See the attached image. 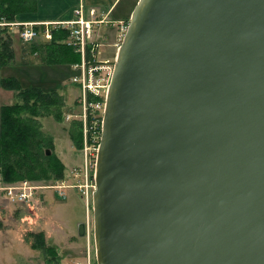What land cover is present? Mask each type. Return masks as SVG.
I'll return each instance as SVG.
<instances>
[{
	"label": "water",
	"instance_id": "95a60500",
	"mask_svg": "<svg viewBox=\"0 0 264 264\" xmlns=\"http://www.w3.org/2000/svg\"><path fill=\"white\" fill-rule=\"evenodd\" d=\"M95 183L97 264H264V0L138 2Z\"/></svg>",
	"mask_w": 264,
	"mask_h": 264
},
{
	"label": "rangeland",
	"instance_id": "374dc122",
	"mask_svg": "<svg viewBox=\"0 0 264 264\" xmlns=\"http://www.w3.org/2000/svg\"><path fill=\"white\" fill-rule=\"evenodd\" d=\"M115 1L72 0L66 10V12L74 11L83 2L88 15L91 10L95 9L96 18L106 20L105 23L94 27V40L100 46L98 57L101 61L100 64H103H99V73L94 78L96 85L99 86L98 89L88 92H85L82 84L76 79L82 73L81 65L83 62V56L76 49V46H69L66 42L81 57L79 63L72 61V58L66 55L64 62H59L57 65H46L41 55L32 53L31 45H37L39 42L50 43L51 40L39 38L37 41L28 43L21 37L20 32L23 28L0 26V28H8V34L13 40L14 66H7V68H13L23 63L34 66V68L22 66L16 69L8 68L7 70L11 71H7V73L19 75L22 81L18 80L24 89L42 85L44 88H41L42 90L58 91L61 96V99L59 97L54 99L55 105L45 107L40 106L36 98L24 105L21 102V105L28 106V109L25 107L22 113L16 116L26 120L27 125L40 130L41 135L47 140L44 149L47 152H52L51 154L60 160L64 170L62 180H54L57 172L41 167L35 168L34 174H25L26 172L23 171L18 174L20 175L18 178L16 177L10 182H4L2 179L4 188L19 185L21 182H28L34 186L33 190H37L39 193L35 195L37 204H32L28 208L22 205H20L21 207L13 205L7 197H4L6 202L3 204L5 206L1 204L4 210L1 221L5 220L8 228L22 230L26 240L32 245L35 242L32 234H41L45 246L56 249L65 260L71 259L75 264L77 262L97 264L93 229V198H89L88 187L75 188V185L83 183L82 185L90 186L92 180H95V162L97 148L102 136L100 129L102 128L107 95L105 90L111 81L118 48L123 41H121L120 36V34L123 35V26L129 24L136 4L140 0H119L109 14V7ZM36 14L25 15L33 16ZM44 27L46 28L45 25ZM44 27L38 26L36 29L43 31ZM64 49L65 53L69 50L66 47ZM38 65L41 68L37 69L36 66ZM15 93L18 95V92ZM18 101L20 102L17 98V102L14 103L15 106ZM34 110L37 111V115L33 114ZM57 113L59 115H56ZM38 141H40V137L37 138L36 142ZM0 193L5 194L3 191ZM9 205L12 206L11 215H7L8 211L5 209L6 206L10 207ZM81 224L87 226L85 237L79 236ZM16 235L15 231L10 232V240H13ZM16 247L18 248V246ZM30 249H33V246ZM36 251L38 253L33 260L29 262L27 259L20 260L18 264H55L56 258L53 259V255L41 250ZM20 252L24 256H29L32 253L28 247L25 251Z\"/></svg>",
	"mask_w": 264,
	"mask_h": 264
},
{
	"label": "trees",
	"instance_id": "16d2710c",
	"mask_svg": "<svg viewBox=\"0 0 264 264\" xmlns=\"http://www.w3.org/2000/svg\"><path fill=\"white\" fill-rule=\"evenodd\" d=\"M39 1L0 0V19L2 22L10 24L15 23L21 15L37 13ZM69 36V30L55 29L53 30L51 42L33 44L31 46L32 53L41 55L46 65H57L59 62H64L66 55H69L72 61L79 63L81 57L66 44ZM64 47L69 49L66 53ZM14 61L13 40L8 34V28H0V67L11 66ZM1 86L5 90L18 92L17 98L20 100L16 106H7L1 109V178L4 182H10L16 177L18 178L20 176L18 174L23 171L26 172L25 174H34L35 168L41 167L57 172L54 180H62L64 178L63 166L55 155L47 156V151L44 149V144L47 142L46 138L41 135L39 129L27 125L26 120L16 116L22 113L25 107L28 109V106L22 105L34 98L38 100L40 106L55 105L54 99L58 97L61 99L59 92H48L38 87L24 89L17 78L3 79ZM21 102L23 103L22 105ZM33 114L37 115V111L34 110ZM56 115H59V113ZM38 137H40V141L36 142ZM2 228L3 223L0 221V229ZM32 237L35 241L32 245L33 249L44 251L47 254L50 253L53 255V259L56 258L57 262L55 261V264H57L60 258L59 252L54 248L45 246L44 238L41 234H32Z\"/></svg>",
	"mask_w": 264,
	"mask_h": 264
},
{
	"label": "built area",
	"instance_id": "2783aa9c",
	"mask_svg": "<svg viewBox=\"0 0 264 264\" xmlns=\"http://www.w3.org/2000/svg\"><path fill=\"white\" fill-rule=\"evenodd\" d=\"M96 10L90 11L88 15L82 2L79 7L74 11V19L71 21H57V22H48V23H23V22H15V23H2V26H12V27H21L23 28L21 33V37L25 42L32 43L39 38H44L48 41L52 40V32L57 29H66L70 31V36L67 39V44L69 46H76V49L82 54L83 62H82V73L76 77L78 82H80L85 90V92L92 91L98 89L99 86L95 83V76L99 73V64L101 61L98 57V49L99 44H97L94 40L95 31L94 27L96 25H101L105 23L106 20H99L96 18ZM96 15V16H95ZM46 26V28L44 27ZM43 26V31H39L36 27ZM53 26V28H51ZM128 24H124L123 26V35L121 36V41L124 38V35L127 31ZM119 36V37H120ZM119 39V38H118ZM99 61V62H98ZM109 63V62H108ZM103 64V63H102ZM100 64V65H102ZM107 66V65H105ZM109 88V84L106 86V94ZM100 133L102 134V128L100 129ZM100 143V141H99ZM99 147V145H98ZM98 152V148H97ZM96 164V162H95ZM65 181V180H64ZM83 184V183H82ZM82 184H76L75 188L88 187V195L89 198H92V193L95 190V181L92 180L91 185L86 186ZM58 189L57 187H54ZM34 186L29 184L28 182H21V184L12 186V187H3V181L0 176V192H5V197H7L8 201L13 205H22L24 207H30L32 204H37L35 201V195H38L37 190H33ZM21 207V206H20Z\"/></svg>",
	"mask_w": 264,
	"mask_h": 264
},
{
	"label": "crops",
	"instance_id": "0c3cea01",
	"mask_svg": "<svg viewBox=\"0 0 264 264\" xmlns=\"http://www.w3.org/2000/svg\"><path fill=\"white\" fill-rule=\"evenodd\" d=\"M71 1L72 0H40L38 4V12L36 15H33V16L32 15H27V16L21 15L20 17H18L16 22L25 23V22L71 21L75 17L74 16L75 10L66 12L67 8H69ZM118 1L119 0H116L113 3V5L109 7V10H110L108 12L109 14L111 13V11L113 10V8L115 7ZM2 23L3 22L0 19V26H2L1 25ZM41 43L46 44L47 42H39V44ZM20 66L24 68H27V67L34 68L32 64L29 65L28 63H23L13 68H9V67L8 68L16 69L17 67H20ZM8 68L0 67V132H1V109L3 107L12 106L14 105L15 102H17V94L13 91H8V90L3 89L1 86V82L3 79H6V78H17L21 80L19 78V75L7 73V71L9 72L11 71V70H7ZM36 68L38 69L41 67L38 65L36 66ZM38 88H42V85L39 86ZM44 91H47V90H44ZM4 197L5 196L2 193H0V221H1V215L4 213V210L2 209L1 204L3 205L5 204L4 202H6ZM9 206L10 207L6 206L5 208L6 211H8L7 215H11L12 213V209H11L12 206L11 205ZM1 222L3 223V228L0 229V264H18V261L20 260L27 259L28 262L33 260V258L37 255L38 252L36 250L30 249V247L32 246V243L26 240V237L23 235L22 230H19V229L15 230V229L8 228V224L5 223L6 222L5 220H2ZM12 231H15L17 235L15 236L13 240H10L9 233ZM32 233L34 232L32 231ZM16 246H18V248ZM27 247L32 253L29 256H24L23 254H21L20 251H25ZM59 255H60V258L58 259L57 264H75L73 260L71 259L65 260L63 256H61V254ZM76 264H81V262H77Z\"/></svg>",
	"mask_w": 264,
	"mask_h": 264
},
{
	"label": "bare ground",
	"instance_id": "6f19581e",
	"mask_svg": "<svg viewBox=\"0 0 264 264\" xmlns=\"http://www.w3.org/2000/svg\"><path fill=\"white\" fill-rule=\"evenodd\" d=\"M71 175V174H70Z\"/></svg>",
	"mask_w": 264,
	"mask_h": 264
}]
</instances>
